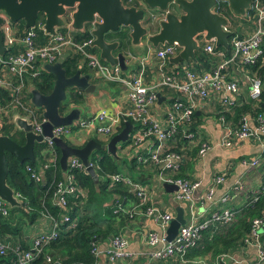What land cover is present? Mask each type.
I'll return each mask as SVG.
<instances>
[{"label": "built area", "instance_id": "built-area-1", "mask_svg": "<svg viewBox=\"0 0 264 264\" xmlns=\"http://www.w3.org/2000/svg\"><path fill=\"white\" fill-rule=\"evenodd\" d=\"M122 2L125 6H131L134 0H122ZM222 3L217 1L214 11L226 15V9L221 6ZM250 11L251 14H249ZM71 12L72 9L68 11V14ZM249 12L247 17L252 20L253 31L245 37L231 36L232 53L230 56L226 57L221 50L216 51L214 41L207 42L202 38L199 39L203 44L204 52L220 58L214 67L201 71L194 70L192 60L189 64L181 62L178 67L168 64V59L176 56L180 51L176 42L159 47L150 46L144 54L139 56L129 55L127 63H134L136 66L122 70L119 65L111 66L101 59L98 53L90 50L92 36L78 42L65 28V31L58 29L54 35L45 34L41 29L43 21H37L35 27L24 29L25 31L20 33L5 13L1 12L0 29L4 45L14 46L17 51L5 60L0 56V63L3 65L0 86L8 90L10 97L6 104L0 105V113L10 116L12 111H16L28 116L29 122L32 123V131L35 134H42V123L46 119L38 108L30 103L29 98L28 101L24 100L26 74L29 70H34L33 75H37L40 70L44 69L43 64L55 63L58 56L65 52H69V55H79L81 62L86 63L103 81L114 82L121 86L123 91L125 90V103L121 108L116 111L101 109L90 117L83 119L79 117L73 120L70 125L54 126L52 135L43 137V142L51 150L49 156H45L46 163L43 167L46 168L49 163L55 164L58 159L54 138L64 139V135L69 133L74 126L113 136L118 133V128L122 124L127 121L133 122L129 143L125 148L130 150L144 146L145 151L142 152L145 155L142 152L137 154L136 160L138 164L145 165V168H151L152 182L156 184V187L159 186L163 190V183L176 185L177 189L171 192V196L173 202L185 205V222L179 226L175 237L168 241L167 229L174 214L158 205L155 199L148 201L150 185H142L133 181L124 173L109 175V180L111 183L119 181L126 183L129 191L138 201L131 202L129 207L118 203L114 212L127 214L130 219L142 216L154 224V227L146 229L145 234V242L151 248L148 255L152 260L177 257L183 262H188L184 259V255L188 249L199 245L204 230L211 227L212 235L224 230L236 220L243 207L254 204L264 195V184H262L259 188L249 192L243 205L232 206L229 202L244 192V185L237 182L231 189L216 197V186L225 180V173H217L205 190L195 197V192L202 182L200 179L194 180L178 175L186 156L182 151L174 150L170 143V140L180 132L179 128H181L183 137L188 140L194 139L195 134L187 132L186 125L191 122L194 112L204 107L211 93L219 96L224 113L232 111V108L237 105L234 96L240 92V82L234 77L228 78L226 68L231 65L242 68L245 64H253L263 54L264 0H252ZM224 29L231 30L229 27H224ZM37 30L42 31L45 36V41L42 43L37 40ZM150 63L153 79L148 82L147 69L150 68L148 67ZM13 79L16 81L13 82ZM248 80L251 85L249 95L251 99H257L261 92V80L254 75H251ZM165 88L171 90L175 94L174 97L165 93ZM159 95L164 97L161 105H159ZM250 120L251 118L246 114L240 119L238 127L233 128L227 124L225 116L220 115V124L226 128L221 145L229 147L236 139L264 135V113L259 112L255 115L254 127L250 125ZM210 148L207 143L201 144L198 155L203 158ZM241 163L255 167L258 160L243 158ZM90 164L93 166L91 160ZM74 169L85 170L82 162L72 156L67 161V170ZM25 170L35 181L41 179L42 170L38 171L29 164L26 165ZM69 196H86V190L77 184L71 172L65 174L63 180L56 183L53 192L54 203L60 207H66ZM9 207L6 201L0 199V214L8 215ZM45 215L50 218L51 228L35 235L31 249L23 250L19 246L12 248L0 233V255L12 250L15 256L13 264H28L35 259L41 253L43 245L59 235V222L51 215ZM67 220L69 218L65 215L64 221ZM75 223L76 220H73L70 225L73 227ZM92 252L96 258L94 263L96 264L102 253L97 246L92 248ZM103 253L110 263L134 256V253L129 250L128 238L122 234L112 236L108 249ZM47 261L51 262V259L48 257ZM191 262L194 264H264V219L252 220L249 234L244 238L242 245L215 255L209 253L199 260L192 259Z\"/></svg>", "mask_w": 264, "mask_h": 264}, {"label": "trees", "instance_id": "trees-1", "mask_svg": "<svg viewBox=\"0 0 264 264\" xmlns=\"http://www.w3.org/2000/svg\"><path fill=\"white\" fill-rule=\"evenodd\" d=\"M221 6L227 10L225 3H222ZM251 13L252 12L250 11L249 14ZM39 21H43L42 15H39L38 22ZM14 25L20 33L25 31L24 22L19 21L14 23ZM61 30L65 31L64 28H61ZM232 31L233 36H240L236 31ZM37 32V40L40 41V43L44 42L45 36L43 32L40 30H37ZM90 36V33L86 31L84 33H78L73 38L75 41L80 42ZM125 37L126 33L123 30L110 32L106 35V39L108 40H120V48H124L122 39ZM231 38L232 37L228 38L229 43ZM262 48L263 54L255 63L242 66L243 69H246L250 74L257 76L260 80L264 78V43L262 44ZM90 50L94 53H98L96 48H90ZM215 50L223 51L226 57L230 56L232 53L231 44H229L226 49L216 47ZM16 51V47L10 46L1 56V59H7ZM213 56L214 55L207 54L204 51L202 53L197 52L196 63H193L194 70H209L214 63L216 64L217 57L215 56V58ZM78 61L79 55L77 54H70L63 61L62 67L65 69V76H71L74 74ZM2 69L3 65L0 63V74L3 73ZM86 69V63H84L82 65V71H85ZM33 73L34 70H29L26 74V89L23 94L24 100L27 101L30 97L29 88L33 87L42 94H48L53 86L54 75L52 73H49L44 69L40 70L37 75H33ZM15 81L16 80L13 79V82ZM164 91L172 97L175 95L167 88H165ZM75 95L77 97L82 96L79 92L75 93ZM72 96H74V94H72ZM262 96L263 91L261 90L257 99H251L248 103L235 105V107L232 108V111H230L231 113L221 112L220 115L223 114L227 120L232 119L234 122V128L239 125L242 116L247 114L253 121V124L250 125L254 127L255 115L259 112L264 113V108L261 103ZM9 99L8 90L0 86V105L6 104ZM64 107L65 104L60 107V113L63 111ZM197 118L198 115L194 112L191 122L186 125L187 132H193L195 134L198 130ZM130 123L133 122L130 121ZM1 124V134L10 136L18 144L24 143L23 132L17 130L11 121H5ZM124 124L118 128V132L124 127ZM179 129L180 132L170 140L173 149L176 151H181V143L188 140V138L183 137L181 128ZM128 143L129 139L122 143V146H125ZM71 146L80 147L82 144L79 146ZM44 147V145L42 147V144L35 145V162L27 160L20 163L15 156L8 152L6 153V159L8 162L7 184L12 188L15 194H18L20 205L10 207L9 214L6 216L0 214V233L3 239L11 244L12 248L19 246L21 249L27 250L29 248L23 243L25 237L20 228L21 223L24 224L27 221L28 224H32L42 213H45L51 215L59 222V235L50 240L47 244H44L41 253L28 264H51L54 262H60L62 264H94L96 258L92 252V248L97 246L98 242H103L112 236L122 234V229L133 220L130 219L127 214L114 212L118 203L122 204V206H126V203L132 200L138 201L135 195L129 191V186L126 183L121 181L111 183L109 175L124 173L131 180L139 182L142 185L149 184L150 172L144 170L145 165L138 164L136 160L137 154L144 150V146L135 148L131 152L132 155L126 160L119 157L118 153L117 156H112L107 150L93 151L90 160L99 176L97 182H95L92 176L82 169L62 171L59 165L60 150L58 147L55 148L58 155L56 163H49L47 167L44 168L43 165L46 163V158L41 153ZM143 152L142 154L145 155ZM195 153L196 151L194 154ZM185 161L186 159L184 160V163ZM184 163L182 164V167ZM28 164L38 171L42 170L40 175L41 179L39 181L32 179L29 173L26 172L25 167ZM69 172L74 175L77 184L86 190V196H69L67 198L66 207H60L54 203L53 192L56 183L63 180L65 174ZM178 175L182 176L181 172L178 173ZM15 215L23 220H21V222L14 221L13 218H15ZM65 215L68 216L69 220L64 221ZM255 218L264 219V195L254 204L248 207H243L242 212L238 215L236 220L224 230L218 231L213 235L210 233L212 229L211 227L204 230L199 245L188 249L187 253L184 255V259H187L188 262H183L177 257L161 259L158 260V262L161 264H194L191 262L192 259L199 260L209 253L215 255L220 252L234 249L243 244L244 238L249 234L251 222ZM73 220H76V223L72 227L70 224ZM14 224H17L18 227L13 226ZM48 257L51 259V262L47 261ZM14 260L15 256L12 250H9L4 255H0V264H13Z\"/></svg>", "mask_w": 264, "mask_h": 264}, {"label": "water", "instance_id": "water-1", "mask_svg": "<svg viewBox=\"0 0 264 264\" xmlns=\"http://www.w3.org/2000/svg\"><path fill=\"white\" fill-rule=\"evenodd\" d=\"M131 6H125L122 0H0V13L3 12L11 22H24V29L33 28L39 15L43 16L41 29L45 34L54 35L58 29L65 28L74 37L78 33L88 31L92 36L91 48H96L98 55L105 62L119 65L125 70V56L123 51H118L120 40H108L106 35L110 32L123 30L127 32L132 44H142L146 38L152 47L164 44L177 43L180 51L176 56L170 57V63L178 66L179 62L189 64L190 60L196 61V53H202L201 42L214 41L215 47L228 48V38L233 35L229 27L230 20L226 15L214 11L217 1L227 6L232 17H246L251 9L252 0H141ZM72 9L71 14L68 11ZM158 12L152 15V11ZM226 10V12H227ZM157 18L159 30L150 33L149 28L142 24L144 18ZM148 19V18H146ZM2 18L0 17V24ZM4 45L0 29V56L7 50ZM69 52L62 53L53 64H45L44 70L54 75L53 86L48 94H42L36 88H30V103L38 108L46 119L42 123V134L32 131L29 117L15 112L11 115V122L15 128L23 132L24 143L18 144L10 136L0 133V199L6 201L10 207L20 205L18 194L7 184L8 162L6 153L12 154L23 163L35 162L34 148L36 144L43 143L44 136L52 135V128L60 125H70L73 120L80 117L79 108H71L64 114L60 113V104L67 98V90L74 89L78 92L92 93L95 85L90 83L92 69L84 74L76 68L71 76H65L63 61ZM163 97L159 95V101ZM2 124L0 123V129ZM132 124L125 122L124 127L110 137L107 143L90 138L80 147L69 145L62 138H54L56 147L60 150L59 165L62 171L67 170V161L70 157H77L83 164L85 171L92 176L95 182L99 176L90 164V156L95 150H107L112 156H117L118 143L129 139ZM164 189L171 193L177 189L176 185L163 183ZM176 213L171 219L167 229V240L171 241L177 234L178 228L185 222L184 208L175 207ZM111 238V237H110Z\"/></svg>", "mask_w": 264, "mask_h": 264}, {"label": "crops", "instance_id": "crops-1", "mask_svg": "<svg viewBox=\"0 0 264 264\" xmlns=\"http://www.w3.org/2000/svg\"><path fill=\"white\" fill-rule=\"evenodd\" d=\"M233 21L237 24L236 32L241 37L248 36L253 31L252 20H250L247 16L238 18L233 17ZM229 29L234 30L231 28V22L229 24ZM200 44L201 46L203 45L202 43ZM150 46V44L147 46H144L143 44L139 45L141 51L140 53H138L137 56L144 54ZM118 51H123L124 53L126 69H130V67L136 66L134 63H127L128 56L134 54L126 53V51L122 48L121 50L119 48ZM219 59L220 58H217L216 63ZM83 64V62L77 64V68L80 69L82 73L89 74V67L87 65V69L85 71H82ZM168 64L170 66L178 67L181 62H179L178 66L170 62ZM215 65L216 64L214 63L212 67H214ZM44 66L45 64L42 65V67ZM148 67L150 68L147 69V81L150 82L153 79V76L150 72V70H152L151 63ZM226 74L228 78L234 77L240 82V92L234 96L236 98L237 105H240L242 103H248L251 100V97L249 95L251 85L248 78L252 74H250L246 69L235 65L228 66L226 68ZM90 83L95 85L94 92H81L86 101L85 106L88 110L87 114H92L101 109L116 111L124 105L125 90L123 91L122 87L119 86L117 83L103 82L100 80L98 81L94 75L93 70L91 72ZM28 90H30V88ZM261 90L263 91L261 103L264 108V78L261 79ZM163 100L159 101V105L162 104ZM15 112L16 111H12L11 115ZM221 112L222 105L220 103L219 96L211 93L207 98L204 107L196 111L198 115V130L195 132L194 139L185 140L181 143L180 150L185 154L186 161L183 167L180 169V172L182 176L189 177L190 179L194 180H201L202 185L195 192V197H197L205 190L206 186L209 184L210 180L215 174L225 173L224 182L216 186L215 196L219 197L225 191L231 189L237 182H241L244 185V192H242V194H238L229 202V204L232 206H241L244 204L249 192L259 188L264 183V135H260L259 137H250L246 139H236L232 142V145L229 147L221 145L226 131V128H224L219 121V116ZM226 121L230 127H233L234 122L232 119H226ZM250 123L253 124V121L250 120ZM79 140H81V138H79ZM203 143H207L208 145H210L211 148L208 150L206 155L201 158L198 155V149ZM133 150L134 149L129 150L127 148H123L117 153L119 157L126 160L130 155H132L131 152ZM195 151L196 153L194 154ZM243 158L249 160L257 159V167L243 165L241 163V160ZM144 170H147L151 174L150 183L148 184L150 185L152 182L153 171L151 170V168H145ZM156 190V194L155 192L150 195L148 193V201H153V199H155L156 202H158V205H161V207H163L167 211L172 212L174 215L176 213L175 207L178 205L182 206L185 210V205L183 203L173 202L171 193L167 192L164 187L163 191H165V193L167 194H162V191L158 192V189ZM158 200L162 201L159 202ZM133 201L135 200L126 203V207H129L131 205V202ZM13 219L14 221L18 222H21V220H23L20 219V217H18L17 215H15V218ZM13 226L18 227L17 224H14ZM150 227H154V224L150 220L142 216H135V218L125 228L122 229V234L128 238L129 250L134 253V256L131 258H121L115 263L108 262L107 257H105V254L103 252L108 249L110 245L111 238H109L103 242H98L97 247L101 251L102 255L98 258L96 264H161L160 262H158V260H152L148 255V252L151 248L148 247L145 242V234L147 232L146 229ZM20 228L22 230V234L25 237L23 243L26 244L29 249H31L32 240L35 235L40 231H48L51 228V221L47 215L42 213L34 223L28 224L26 221L24 224L21 223Z\"/></svg>", "mask_w": 264, "mask_h": 264}, {"label": "rangeland", "instance_id": "rangeland-1", "mask_svg": "<svg viewBox=\"0 0 264 264\" xmlns=\"http://www.w3.org/2000/svg\"><path fill=\"white\" fill-rule=\"evenodd\" d=\"M136 1L140 3L141 0H136ZM228 11L229 10H227L226 14H227V16L231 22V28L234 29V31H236L237 30V24L233 21V17L230 15L231 13ZM152 12H156V11L153 10ZM146 18H148V19H146ZM146 18H144V20L142 21V24L149 28L150 33H156L159 30V26H158L157 21L150 18L149 12H148V17H146ZM125 33H126V37L122 39V42L124 44V48H122V49L125 50L126 53H132L134 55H138V53H140V51H141L139 44H136V45L132 44L130 38L127 36V32H125ZM142 44L144 46L149 45V43H147L146 38L142 39ZM79 63H82L80 59L78 61V64ZM94 75H95V73H94ZM95 77L97 78L98 81L99 80L103 81L102 79H100L96 75H95ZM103 82H105V81H103ZM77 92L78 91L74 90V89H68L67 90V98L64 101H62L60 104V107L65 104V107H64L62 113L66 114L71 110V108L76 107V108L80 109V118L83 119V118L90 117L92 114L98 112V111H96L92 114H87L88 110H87V107L85 106L86 101H85L83 95L80 97H77L75 95V93H77ZM72 94H74V96H72ZM38 111H40V110L38 109ZM5 121H11V115L5 116V115L0 113V123H3ZM91 137H94L95 139H97L98 141H101L103 143H107L109 141L111 135L99 134V133H95L92 131H88L86 128L74 126L69 133L64 135L63 140L67 141L71 145L79 146L81 144L83 145L84 142L86 140L90 139ZM79 138H81V140H79ZM43 145L45 147L43 148V150L41 152L42 155L49 156V154L51 153V150L48 148V146L46 145L45 142L42 143V147H43ZM117 145H118V147H117V152H118V151H121V149L125 148L128 144L125 146H122V143H118ZM160 188H159V186L155 188V183L152 182L150 184V190L148 191L149 195L152 194L153 192H155V194H156L157 193L156 189H158V192L162 191L163 192L162 194H167L162 189L160 190ZM160 201H162V200H160Z\"/></svg>", "mask_w": 264, "mask_h": 264}, {"label": "flooded vegetation", "instance_id": "flooded-vegetation-1", "mask_svg": "<svg viewBox=\"0 0 264 264\" xmlns=\"http://www.w3.org/2000/svg\"><path fill=\"white\" fill-rule=\"evenodd\" d=\"M135 2V1H134ZM136 3V2H135ZM158 14V12H152V15H157ZM154 20H156L157 21V18L155 17V19ZM150 32V31H149ZM144 39V38H143ZM121 50V49H120Z\"/></svg>", "mask_w": 264, "mask_h": 264}]
</instances>
